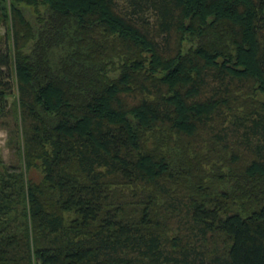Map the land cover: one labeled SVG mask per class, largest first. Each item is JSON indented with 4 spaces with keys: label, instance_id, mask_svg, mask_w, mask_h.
Listing matches in <instances>:
<instances>
[{
    "label": "trees",
    "instance_id": "16d2710c",
    "mask_svg": "<svg viewBox=\"0 0 264 264\" xmlns=\"http://www.w3.org/2000/svg\"><path fill=\"white\" fill-rule=\"evenodd\" d=\"M0 26V264H264V0H0Z\"/></svg>",
    "mask_w": 264,
    "mask_h": 264
},
{
    "label": "rangeland",
    "instance_id": "374dc122",
    "mask_svg": "<svg viewBox=\"0 0 264 264\" xmlns=\"http://www.w3.org/2000/svg\"><path fill=\"white\" fill-rule=\"evenodd\" d=\"M4 32H5L4 27L0 26V47H2V45L4 44L7 45V43H9L7 37L6 39L4 37ZM13 98H14L13 96L8 97V101L12 102ZM6 140H7V131L5 130L4 127H0V154L2 155L3 159L6 162H9V161H13L15 159V156L13 151L8 147ZM31 177L33 179H36L37 174L35 172H31Z\"/></svg>",
    "mask_w": 264,
    "mask_h": 264
}]
</instances>
